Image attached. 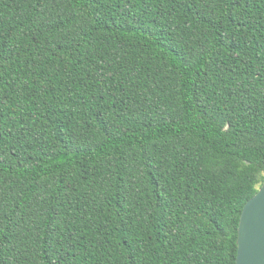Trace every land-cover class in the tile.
I'll use <instances>...</instances> for the list:
<instances>
[{"label": "trees", "instance_id": "obj_1", "mask_svg": "<svg viewBox=\"0 0 264 264\" xmlns=\"http://www.w3.org/2000/svg\"><path fill=\"white\" fill-rule=\"evenodd\" d=\"M264 180V0H0V264H236Z\"/></svg>", "mask_w": 264, "mask_h": 264}, {"label": "water", "instance_id": "obj_2", "mask_svg": "<svg viewBox=\"0 0 264 264\" xmlns=\"http://www.w3.org/2000/svg\"><path fill=\"white\" fill-rule=\"evenodd\" d=\"M237 244L236 264H264V180L243 207Z\"/></svg>", "mask_w": 264, "mask_h": 264}]
</instances>
